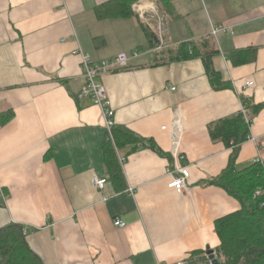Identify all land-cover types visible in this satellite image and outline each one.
Here are the masks:
<instances>
[{"label": "crops", "instance_id": "obj_1", "mask_svg": "<svg viewBox=\"0 0 264 264\" xmlns=\"http://www.w3.org/2000/svg\"><path fill=\"white\" fill-rule=\"evenodd\" d=\"M109 1L0 0V116L12 113L0 121V229L23 227L43 264H177L216 251L214 222L240 205L207 181L234 154L237 171L264 161V0H166L168 11L139 0L129 18H98L95 8ZM139 4L144 19L133 8ZM145 19L153 27L165 20L160 44ZM218 26L230 31L212 37ZM184 43L216 51L212 65L227 88L211 87L199 57L168 58ZM78 49L96 62L139 53L100 79L115 125L160 151H119L122 192L103 160L101 112L77 99L84 85ZM245 101L260 108L248 111L250 139L234 153L209 129L243 113ZM179 166L189 172L184 193L167 189ZM95 177L106 180L102 190ZM115 218L125 228L114 227Z\"/></svg>", "mask_w": 264, "mask_h": 264}, {"label": "trees", "instance_id": "obj_2", "mask_svg": "<svg viewBox=\"0 0 264 264\" xmlns=\"http://www.w3.org/2000/svg\"><path fill=\"white\" fill-rule=\"evenodd\" d=\"M137 1L139 0H112L96 7L95 13L100 19L129 18L133 16L131 7ZM157 2L164 10L170 9L166 0ZM246 52L248 51L236 54L245 55ZM215 54L216 51L209 49L206 44L200 48L192 43L181 44L175 54L167 53L171 60L199 57L211 87L222 90L228 85L222 82L221 75L213 68L212 58ZM244 107V113L218 121L209 129L213 140H221L234 153L250 136L245 122V118L251 117L248 111L251 110L254 115L260 108L248 106L246 101ZM10 118L12 113H7L0 116V121L5 123ZM111 133L113 142L104 139L101 151L111 183L117 192H122L126 188L125 179L116 150L119 152L130 148L129 152L132 153L139 149H149L158 154L160 151L152 140L143 139L124 127L115 125ZM234 159L235 154L219 177L207 181V184L225 190L240 205L238 211L214 222V231L220 245L213 252L221 259L219 264H264V161L237 171L232 164ZM26 235L27 231L17 224H9L0 229V264H43L29 248ZM207 258L206 251H201L191 254L188 260L190 264H204Z\"/></svg>", "mask_w": 264, "mask_h": 264}, {"label": "built area", "instance_id": "obj_3", "mask_svg": "<svg viewBox=\"0 0 264 264\" xmlns=\"http://www.w3.org/2000/svg\"><path fill=\"white\" fill-rule=\"evenodd\" d=\"M143 4H139L134 6L133 8L137 11L143 10ZM143 11H140V18H143ZM144 22L151 30V34L155 37L156 41L160 44L164 35L167 33L166 23L164 19H159L155 26L151 24L148 19H145ZM230 31L229 27L226 26H218L211 28V36L216 37L220 33H225ZM80 58V68L81 74L84 79V85L77 95V99L81 102H88L93 106L99 108L101 112V116L104 123V128L106 131V140L113 142L111 130L115 126L114 121V111L111 105L109 98L107 97L104 86L101 84L100 79L108 74L119 72L123 69L128 68L132 61L138 58L139 53H132L129 56L126 55H118L112 59L102 60V61H93L87 54H84L80 49L74 52ZM253 83H248L247 87H252ZM174 91V89H171ZM244 113V109H243ZM245 122L248 125V128H251V122L249 119L245 118ZM162 129H165L163 127ZM250 136L248 137V140ZM118 162L122 167L125 162V157L121 156L119 152L116 150ZM179 162H183L185 160L184 156L179 155ZM262 163V160L258 157L252 161V164ZM170 181L167 184V189L173 190L179 193H184L187 190V180L189 178L188 168L186 166L176 167L174 172L169 174ZM106 184L105 179H97L96 177L93 179V185L97 190H102ZM128 193L133 195L134 191L132 188H128ZM114 227L123 229L126 224L119 218H115L113 220ZM215 256V255H214ZM218 263L221 262V259L217 258ZM177 264H190L188 258L184 261H181ZM204 264H212L211 261L207 258Z\"/></svg>", "mask_w": 264, "mask_h": 264}, {"label": "water", "instance_id": "obj_4", "mask_svg": "<svg viewBox=\"0 0 264 264\" xmlns=\"http://www.w3.org/2000/svg\"><path fill=\"white\" fill-rule=\"evenodd\" d=\"M154 41L158 43L155 39V37L152 35ZM206 255L208 256V259L211 261L212 264H219L217 259H215L214 252L212 250H207Z\"/></svg>", "mask_w": 264, "mask_h": 264}, {"label": "rangeland", "instance_id": "obj_5", "mask_svg": "<svg viewBox=\"0 0 264 264\" xmlns=\"http://www.w3.org/2000/svg\"><path fill=\"white\" fill-rule=\"evenodd\" d=\"M196 19L201 21V19H202L201 13H196Z\"/></svg>", "mask_w": 264, "mask_h": 264}]
</instances>
